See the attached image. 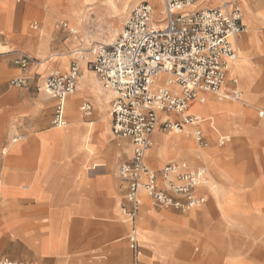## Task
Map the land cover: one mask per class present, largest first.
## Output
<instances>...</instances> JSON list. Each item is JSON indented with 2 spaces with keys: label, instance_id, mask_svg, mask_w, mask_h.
I'll use <instances>...</instances> for the list:
<instances>
[{
  "label": "crops",
  "instance_id": "crops-1",
  "mask_svg": "<svg viewBox=\"0 0 264 264\" xmlns=\"http://www.w3.org/2000/svg\"><path fill=\"white\" fill-rule=\"evenodd\" d=\"M25 1L27 2H20ZM254 2L256 13L264 9V2ZM57 13L53 12L50 16L55 18ZM32 15L37 14L29 11L25 5L15 18L16 28L11 34L22 30L27 18ZM70 20H61L68 23L67 28L56 24L58 32L54 33L52 29L49 37L26 36L20 31L18 36L9 41L12 50L0 52V73L4 74L0 78L12 74L15 76L9 81L17 77L24 78L21 87L9 86V81L8 84L0 82V258L9 256L16 261H27V250L33 253V259L45 252L56 255L54 250H68L67 254L69 250H90L82 255L74 254L73 257L84 264H130L128 251L123 252L126 256L123 261L118 253V250H132L128 239L124 237L128 226L124 221L117 226L109 222L117 215L118 206L122 208L124 204H128L125 198L127 182L120 176L119 165L132 157L123 160L122 155L124 152L129 154L124 151L126 140H129L133 154L131 140L114 135L112 115L109 126L102 124V116L112 112L111 104L108 110L105 108L102 95L99 96L92 90H85L78 95L75 94L76 90L59 101L38 90L48 74L47 72L45 76L48 65L55 63L49 59L43 62V58H48L50 53H67V47L76 46L69 42L70 39L65 43L59 39V36L66 35L77 37L78 33L69 26ZM108 20L106 16L107 23ZM4 21V17L0 16V25ZM31 29L37 31L40 25L38 29L31 25ZM255 32V35L246 32L234 38L237 51L247 53L251 58V65L248 75L243 78L244 90L239 87V78H235L246 102L220 107L225 112L220 113L218 119L225 117L228 128L235 132L232 136L227 135L231 137V141L220 145L219 137L223 134L220 135L214 126L215 119L211 122L215 132H219L217 140H213L212 136L209 139L205 125L209 118L204 119L198 115L202 118L201 127L208 141L206 146L199 145L198 154L208 156L211 165L209 167L206 161L193 165L188 160H180L189 162L190 167L207 169V183L197 188V193L205 195L207 201L186 212L172 208H161L166 212L146 211L141 218L146 238L153 237L150 232L155 229V223L162 224L164 252L152 251L164 256V264L168 261L166 255H179L184 250L170 241L173 233L180 236L185 232L193 234L197 243L201 239L203 250L200 253H207L205 250H264V242L256 249L257 245L252 241L260 242L263 231H259V227L264 224V115L260 116L258 110H262L254 105L257 102L264 104V70L261 68L264 64V28ZM0 34L1 44L8 42V36L4 32ZM55 35L57 38L54 39ZM53 48L56 50L52 51ZM45 50L47 54L42 56L40 52ZM16 51L25 52L33 58L27 70L22 71L14 63ZM72 60L73 56H70L69 66L65 71L58 67L52 69L68 72L74 62ZM240 62L242 66L246 61L242 58ZM86 81L89 80L86 78ZM209 94L212 93L205 94L206 100L202 104L207 102ZM71 97L74 98L70 99ZM69 99L73 108L82 113L83 120L70 121L67 104ZM59 102L63 105L67 120L66 126L61 128L52 124L54 110ZM86 102L92 105L90 117L84 116L80 110ZM188 110L187 113L196 115ZM179 118L180 115L176 112H163L156 130H165L163 122L166 119ZM88 124L91 127L94 125L95 129L90 142L92 151L79 147ZM62 128L67 130L62 131ZM186 130L191 133L192 126L186 125ZM16 135H22L23 138L13 142L12 138ZM217 147L225 148L220 151ZM3 149H6L4 154ZM139 197L142 201L140 193ZM148 198L154 208L160 209L152 203L149 195ZM142 206L143 203L140 202L138 215ZM94 223H106V227L97 231L89 229L90 224ZM242 223H250L252 226L248 225L246 230L239 226ZM53 235L55 242L50 244L49 239ZM57 239H60L59 243ZM138 244L141 250H151L149 244L142 247L139 240ZM17 250H23L22 257ZM100 250L107 252L106 256L96 260L92 255ZM195 254V257L199 254L198 250ZM139 261L142 264L141 259Z\"/></svg>",
  "mask_w": 264,
  "mask_h": 264
},
{
  "label": "built area",
  "instance_id": "built-area-1",
  "mask_svg": "<svg viewBox=\"0 0 264 264\" xmlns=\"http://www.w3.org/2000/svg\"><path fill=\"white\" fill-rule=\"evenodd\" d=\"M208 2L162 0L163 26H158L154 18L156 7L144 0L131 10L114 42L101 44L89 61L104 87L115 92L111 101L114 135L132 142L131 159L119 165L120 176L127 182L125 198L129 204L123 211L131 220L138 215L140 189L146 190L152 203L160 208L186 212L207 201L205 195L197 193V188L207 183L205 167L193 168L185 161L174 160L154 169L146 162V154L153 144L152 136L163 112L180 115L177 120L166 119L163 122L165 130L183 131L185 125H192L191 134L199 145L206 146L208 141L201 127L202 120L185 113L189 103L194 99L204 103L207 93L231 101L243 99L236 79L228 77L237 58L234 38L247 32L242 5L239 0L222 1L218 5ZM193 4L197 6L191 8ZM59 26L67 28L68 23L61 21ZM38 27V22L32 24V28ZM32 62L29 54L16 51L14 63L22 71ZM80 71L76 62L65 73L52 69L38 90L61 101L77 90ZM23 84V77L9 81V86ZM81 111L90 117L92 105L84 103ZM259 113L264 115L263 111ZM52 124L56 127L67 124L61 102L55 107ZM22 138L16 135L12 141ZM230 141V136L219 137L220 145ZM5 152L3 149L2 153ZM128 241L135 264H141L142 252L134 229ZM0 264L25 263L3 258Z\"/></svg>",
  "mask_w": 264,
  "mask_h": 264
},
{
  "label": "rangeland",
  "instance_id": "rangeland-1",
  "mask_svg": "<svg viewBox=\"0 0 264 264\" xmlns=\"http://www.w3.org/2000/svg\"><path fill=\"white\" fill-rule=\"evenodd\" d=\"M70 1L71 0H27V2L25 1V2H20L19 3L17 0H0V16H3L4 19H5L4 24L0 25V32H2V33L4 32L8 36L7 37L8 41L10 39H13V37L18 36L17 34L20 31L26 36L37 35L39 37H44V36L49 37L50 34H51L52 29H53L54 33L58 32V29L55 27L56 24L59 26V22L61 20H67V19L70 20L69 17L72 18L73 13H71L69 11V9L66 8V6L70 3ZM106 1L107 0H88V2H87V0H86L87 3H93L89 7L94 9V11L96 12L95 14L97 16L101 17V19L93 20L92 23H91V31H92V35H93V37L90 38L91 42H92V40H98V37H99V41H101L100 40L101 38L106 37V36H104V34L106 32V27H107L106 26L107 22L105 21V17L107 16V18L110 20V19H112V17L117 16V14L110 13L108 11V8L106 7V5H107ZM117 1H119V3L123 2V1H127L132 6L130 11L126 15V17H124L122 20H119L118 18L115 19V24H116V27L118 29L117 34H119V32L123 28V25H124L127 17L130 15L131 10L136 5H138L139 3L143 2L144 0H117ZM227 1H232V0H227ZM241 1L242 0H239L240 4H241ZM258 1L264 2V0H258ZM210 3H214V1H212ZM25 5L28 6V10L29 11L36 12L37 15L29 16L27 18V21L25 22L24 26L22 27V30L19 29L18 32H16L15 34H11L13 29L15 30V28H16L15 18L17 17L18 13L21 11V9H23V7ZM53 12H58V13L61 12V13L59 15L57 13V16L55 18H53V17L50 16V14L53 13ZM66 12L67 13L69 12L71 14L69 15ZM243 15H244V10H243ZM34 21H38V23L40 25V29L37 30V31L31 29V25H32V23ZM68 22L70 23L69 26L71 25L73 28L75 27V30L76 29H81V32L78 33L77 37L75 36L76 38H73V36H70V35H66V36H59V39H60V42H64L65 43L66 40L70 39L69 42L75 43L76 46H73L71 48L67 47L68 49H67L66 52L67 53H72V55H71V56H73L72 62L74 61V62L79 64V66L81 68V71H80L81 73L79 75V77H80L82 75V72H83L81 64H80L81 63V59L78 58L80 56L79 53H75L74 51L76 49H78V48H80V49L84 48L85 49L84 50L85 54L83 55L85 57L84 59H86V57H88L89 59H93L95 55L86 54L87 53L86 49H89L90 46L85 42L86 39L84 38V32L82 31V27H79V25H78V23L76 21L73 22V20L72 21L70 20ZM83 24H84V21H83ZM71 26H70V28H72ZM4 38H5V35H4ZM55 38H57L56 35L54 36V39ZM116 38H117V35H115L114 38H112V40H115ZM72 48H74V49H72ZM71 49H72V51L68 52ZM55 50H56V48L52 49V51H55ZM87 51H89V50H87ZM46 54H47V50H46V53L44 55H46ZM61 54H63V53H50L48 58H43V60H42L43 62H45L47 59L51 60L52 62H55V63H50L48 65V68L45 71V76H46L47 72H49L50 69L57 68L56 64L61 60ZM249 54L251 55L250 52H249ZM241 64L242 63L240 62V56L238 54L237 63L235 65L234 69H233V72L229 75V78H232V77L239 78V87L242 90H244L245 88H244V84H243V78L245 76H247L249 71H250L251 58H248L247 61L244 62V64L242 66H241ZM59 66H60V70H64L65 71V70L68 69L69 61H66L65 63L61 62ZM87 66H88V68L90 70L93 71V69H92V67L90 65V62H88ZM261 68H262V70H264V64L262 65ZM3 75L4 74H1L0 77H2ZM95 75L97 76L96 73H95ZM13 76H15V75H13V74L12 75H7V76H5L3 78H0V82L4 81L5 83L8 84L9 79L12 78ZM81 83H82L83 87L86 88V86L84 85V83L82 81H81ZM77 92L75 94H77ZM82 93H84V91L80 92L79 94H82ZM209 95H213V94H209ZM213 96H215V95H213ZM71 98H74V97H71ZM218 98L219 97L216 95V98H214V99L218 100ZM245 98L246 97L244 95L242 102H244V101L246 102ZM207 101H208V96H207ZM224 103H226V105H233V104H235L237 102L224 100ZM254 105L264 112V104H262L260 102H257V103H254ZM73 110L74 111H78L80 120H83L81 112L78 109H68L69 115L72 114ZM224 112H225V110H219L217 112H213L212 113V110H208L205 114L204 113H195V112H192V113L196 114V115H201L202 117H204V119L205 118H209L210 120L208 119L205 122L206 125H207L208 122H211L212 119H215V125L214 124L213 125L216 126V128L220 132V133L219 132L218 133L220 135L223 134V135H231L232 136L235 132H234V130L232 128H228V123H227V120L225 119V117L223 119H218V115H220V113L223 114ZM259 112H261V111L258 110V114H259ZM71 120H72V117H71L70 121ZM88 126H90V124H88ZM206 130H207V134H209V136H210L209 139H211V136H212L213 140L216 141L218 133H215V134L210 133L208 131L209 130L208 126H206ZM157 134H158V137H160L161 139L162 138L163 139L164 138L167 139L168 137L173 136L176 133L172 129H167V130L161 129L160 131L157 130ZM179 134L184 135V133H179ZM153 136L155 138L156 132L154 133ZM188 138L192 139L194 141V143L196 144L197 148H198V149L196 148V151H194L193 154L186 152L185 154H178L177 156L172 157L170 154H166L165 153V149H164L165 145H164V143H162V144H159V145L156 146L157 150L155 149V151H154L155 154H153V156H155V158L157 159V162L160 161L159 165L158 164H154V162H152L150 160L148 161V159H147L149 165L152 168H159V167L162 166L163 163H166V162H169V161L188 160L193 165H197V164H199V163H201L203 161H206L208 166L210 167V165H211L210 158L208 156H206L204 153L202 154V156L204 155L203 157L201 156V154H198V150H200V147H199V144L196 141V139L194 140L192 134ZM126 146H130L131 147L129 140H126ZM153 147H154V145L152 146V148ZM217 148H218V150L222 151L225 147L224 148L217 147ZM92 150H93V148L91 147L90 151H92ZM122 155H123V160H127L128 158H130L132 156L131 153L130 154H125V152ZM146 202L147 203L146 204L144 203L143 206L141 207V212L139 213V215H137V217H135L133 220H131L130 216L127 215L126 213H124V211H123L124 206L128 207L129 204H127V203L124 204L122 206V208H120V206H118L117 215L115 216L113 221L109 222V224H111L113 226H117V224H119L120 222L124 221L126 223V225L128 226V231L124 235L125 239H128V236L130 234H132V231L134 229L135 232H136V236H137L141 246L144 247L146 244H149V247H150L151 250H141L142 254L139 256V259H141L142 264H164V262H163L164 256L161 255V254H154V252L152 251V250H162V242H163L162 232H161V225L162 224L161 223H155V229L152 232H150L153 235V237L146 238L143 235L142 225L144 223L141 222V218L143 216V213L146 212V211H154V212H156V211H158V212H166V211L161 210V208L160 209L159 208H154V206L151 205V202H150L149 199ZM168 212H170V211H168ZM180 212H183V211H180ZM141 223H143V224H141ZM105 227H106V223H101V224L94 223V224H90L89 229H95L97 231L100 228L103 229ZM172 235L173 236H171L170 241L172 242L173 245H177L180 248L183 247V249H184V250H182L183 251V253H182L183 255H181V254H179V255L171 254L170 257H169V255H166L165 258H168V261L165 264H214L213 262H211V263H199L200 261L196 260L194 255L192 256L193 258L191 257L190 253H189L190 256H186L185 255L184 252L186 250H189L191 252L193 251L194 252L193 254H195V251L198 250V252L200 253V251L203 250V249H201L202 248L201 239H199V241L197 243L195 241L196 240V236L193 235V234L187 233V232L183 233L181 236L179 234H175V233H173ZM57 240H58V242H60V239H57ZM252 241L256 243L257 246H255L254 243H253V246H255L256 249H258V247L262 246L263 242H264V231L262 232V235H261L259 243L256 242L257 240L256 241L252 240ZM17 251L19 252L20 257H22L23 256L22 255V251L23 250H17ZM126 251L129 252L130 264H135V258H134L133 250H118V253L120 255L119 256L120 260H122V261L125 260L126 256L124 255L123 252L127 253ZM214 251H216V250H214ZM217 251H219V250H217ZM220 251H223V250H220ZM67 252H68V250H62L59 254L56 253V255H51V254L45 252L44 254L39 255L37 258L33 259V257H34L33 253L30 252L29 250H27V254L26 255H27L28 260L27 261L26 260L23 261L21 259V261H17V262H24L25 264H84V263H82L83 261H78V260L76 261L74 259L73 255L74 254L75 255H82L84 253L90 252V250H69V254H67ZM106 253L107 252H105L103 250H102V252H101V250H100V252L96 251V253H93L92 257H95L96 260L97 259H101L102 257L106 256ZM14 255L17 256L18 254H14ZM7 257L11 261H16L14 259H11L9 256H7ZM186 257H188V259ZM0 260H1V258H0ZM53 261H55V263H53Z\"/></svg>",
  "mask_w": 264,
  "mask_h": 264
},
{
  "label": "bare ground",
  "instance_id": "bare-ground-1",
  "mask_svg": "<svg viewBox=\"0 0 264 264\" xmlns=\"http://www.w3.org/2000/svg\"><path fill=\"white\" fill-rule=\"evenodd\" d=\"M148 1H150V3L156 7L155 14H154V18L158 22L156 24L158 26H163V22L162 21L164 19V14H163L164 10H163V5H162V0H148ZM208 1H209L208 4L210 2H212V1H214V3H210V4L218 5L222 1H227V0H208ZM87 2H88V0H87ZM87 2H86V0H71L70 3L66 6V8L69 9V11L71 13H73V16H72L73 22L76 21L78 23L79 27H82V31L84 32V38L86 39L85 42L90 46L89 49H86V52H87L86 54H93L94 55L97 52V50H98V48H99V46L101 44H108L109 45V44L112 43V41L114 42V40H112V38H114L115 35L118 36V34H117L118 29H117L116 24H115V19L118 18L119 20H122L124 17H126V15L130 11L132 6L127 1H123V2L119 3V1H117V0H107L106 1L107 2L106 7L108 8V11L110 13L117 14V16L112 17V19H110L108 21V23L106 25L107 26L106 27V32L104 34V36H106V37L101 38L100 39L101 41H99V37H98V40H92L91 39L92 40V42H91L90 38L93 37L92 31H91V23H92L93 20L101 19V17L97 16L95 14L96 12L94 11V9L89 7L93 3H87ZM241 4H242V8L244 10L243 20H244V22L246 24L249 25V26L246 25L247 26V32H252L255 35V33H256L255 31H259L260 29L264 28V9L262 11H259L258 13H256L255 10H254V4H255L254 0H242ZM196 6H197V4H193L191 6V8H194ZM83 21H84V24H83ZM72 30H74L76 33H80L81 32V29H76L75 30V27L74 28L72 27ZM9 41L4 43V44H0V52H9V51L12 50L11 49L12 45H11V43H9ZM84 50H85L84 48H82V49L78 48V49H76L74 51L75 53H79V55H80L78 58L81 59V63L80 64H81L82 71H83L82 75L79 77L78 88H77L78 92L77 91L76 92H77V94H79L80 92H83L85 90H86V92L88 90H92L97 95H99V96L102 95V100L104 101L105 108H107V110H108L110 108L109 105L111 104L112 99L115 97V92H113L112 90L106 89L104 87L101 79L95 75L94 71H92V70H90L88 68L87 64L92 59H89L88 57H86V59H84L85 58L83 56L85 54ZM87 50H89V51H87ZM45 53H46V50L40 52L41 55H44ZM238 54L240 56V59L243 58L245 61H247V59L249 58L247 53H240V51L238 50L237 51V58L231 65V69H230L229 75L233 72V69H234V67H235V65L237 63ZM71 55H72V53H63V54H61V60L56 64V66L60 69V66H59L60 63L61 62L65 63L66 61H68V59H69V57ZM86 78L89 81H86ZM80 80L84 83L86 88L83 87V85H82ZM103 94H104V96H103ZM214 98H216V95L215 96L208 95V101L205 104H202L198 100L191 101L190 102L191 104L189 103L190 104V110H188V109L187 110H188V112L204 113V114L208 110H212V113L213 112H217V111L220 110L221 106L226 105V103H224V100H227V99H221L219 97L218 100H216ZM70 99H73V98H70ZM70 99L67 102L68 109H74ZM229 101H231V100H229ZM242 101H243V99L241 101H235V102H242ZM110 112H109L108 115L105 114V116H102L103 120L101 122H102L103 125H106V126L110 125V123H111V113ZM185 113L189 114L187 112H185ZM196 116H198V115H196ZM70 117H72V120H76V119L80 120L78 111H74L73 110L72 114H70ZM198 117L202 120L201 116H198ZM187 125H189V124H187ZM93 126L94 125H92V127H91V125L88 126L86 131L82 134V139L80 141L81 144H79V147H81V149H85V151L86 150H89V151L91 150L90 142L92 141L93 132L95 130ZM189 126H192V125H189ZM206 126H208V129H209L208 131L210 133H212V134L216 133L215 129H214L215 127H212L213 124L211 122H208ZM62 129H63L62 131H66L67 130L65 128H62ZM174 131L178 132V133L173 135V136L168 137L167 139L166 138H164V139L162 138L161 139L160 137H158L157 130H155L156 136H155V138L153 140L154 147L153 148L151 147L147 151V154H146V162L147 163L150 160V161L154 162V164H158L157 159L155 158V156H153V154H155L154 151L156 149V146L159 145V144H162V143H164V145H165L164 146L165 147L164 148L165 149V153L166 154H170L172 157L177 156L178 154H185L186 152L193 154V152L196 151L197 146H196V144L194 143V141L192 139L188 138V137L191 136V133L188 130L185 131V127H184V130H183L184 132L183 131H176V130H174ZM180 132H183L185 136L182 135V134H179ZM59 134H60V131H59ZM124 151H126L129 154L132 153V149H131L130 146L124 147ZM147 159H148V161H147ZM160 184L163 185L162 182H160ZM139 193L141 194V198H142V201L140 200V202L143 203V204L144 203L146 204L147 203L146 201H148V199H149L147 191L144 190V189H140ZM192 209H194V208H192ZM248 225L252 226L250 223L249 224H247V223L239 224V226H241L242 228H244L246 230H247V226ZM260 230H261V232L264 231V224H260L259 231ZM258 235H261V233L258 234ZM54 242H55V237L53 235L52 237H50L49 243L50 244L51 243L54 244ZM57 242H58V240H57ZM54 251L57 254H59L62 250H54ZM161 251L164 252V250H161ZM205 251H207V253L206 252L205 253H199L195 257L196 260L200 261L199 263H211V262H213L214 264H264V250H223V251H220V250L219 251L205 250ZM182 253H183V251H182ZM182 253H181V255H183ZM184 253H185L186 256H190L191 255V257H192L194 255L193 254L194 252L193 251L191 252L189 250H186ZM189 253H190V255H189ZM186 258L188 259V257H186Z\"/></svg>",
  "mask_w": 264,
  "mask_h": 264
}]
</instances>
